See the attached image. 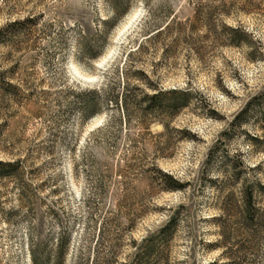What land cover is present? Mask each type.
Wrapping results in <instances>:
<instances>
[{
	"label": "rangeland",
	"instance_id": "1",
	"mask_svg": "<svg viewBox=\"0 0 264 264\" xmlns=\"http://www.w3.org/2000/svg\"><path fill=\"white\" fill-rule=\"evenodd\" d=\"M111 1L0 0V161H19L0 176V264H31L30 247L55 264L59 238V264H142L172 216L144 264H264V0ZM106 82L191 95L164 127L103 102L82 118L63 91ZM152 163L183 188L148 184Z\"/></svg>",
	"mask_w": 264,
	"mask_h": 264
},
{
	"label": "trees",
	"instance_id": "2",
	"mask_svg": "<svg viewBox=\"0 0 264 264\" xmlns=\"http://www.w3.org/2000/svg\"><path fill=\"white\" fill-rule=\"evenodd\" d=\"M110 7L112 12L115 15L121 14L124 11V7H122V3L120 0H112L110 2ZM114 18L109 20H103V24H107L108 22L113 21ZM27 19H23L22 21H13L11 22V26H16L17 24H24ZM160 27V25L156 26L157 29ZM5 28V27H4ZM167 28V24L164 25V27L161 29ZM232 33L231 43H236V37L243 36L237 28H227ZM12 30V31H11ZM161 30H157L154 32L155 34H158ZM8 31L11 33L14 32V28L11 29H0V35L1 32ZM2 32V33H3ZM90 46V45H89ZM88 44H82L81 46V53L85 54L86 57L95 58L97 56V51H93V48ZM129 52H127L125 55L127 56ZM132 75L136 77H144L143 71L136 68L135 70H132ZM139 79V78H138ZM2 84L5 86L3 87ZM113 83L106 82L104 84L99 85L96 88H80V87H74V89L67 87L63 91L73 94L75 97V101L78 102L79 105V113L81 114L82 118L87 117L89 115L98 113L101 111L100 103H104L105 106L114 107L115 109H119L121 111L128 110L129 108H133L134 110L137 109L138 113L142 116L139 119L142 121L144 125L147 124L148 121H159L162 126L165 127V124L163 120H159L158 115L161 112L171 111L174 112L178 110L180 107L187 104V102L190 99V90L187 89H167V90H161L160 87L156 85H152L149 82H143V87L140 88L138 85H132L131 87H127L123 85L120 90L116 91L114 90V87L112 86ZM0 86L1 91L5 92L7 91L8 87L12 88V85H10L8 82H3V80H0ZM148 89L149 91L145 90ZM134 92L138 93V96L134 94ZM107 101V102H106ZM140 111V112H139ZM138 114V115H139ZM113 118V116H112ZM103 125V124H102ZM19 163L18 160L13 161H0V176L10 175V169L11 167H15ZM144 171V170H143ZM149 173L148 174V184L152 185L153 187H156L159 191H171V190H181L184 186L183 183H181L178 179L174 178L172 175L168 174L167 172H164L161 170L155 163L150 164L148 167H146L145 171ZM246 202L244 205V219L247 220V222L254 221L255 214L257 213L256 208L253 205V202L251 201V196L248 194L246 196ZM146 206V205H145ZM145 208H141L139 210L142 213H144L146 210ZM261 217V216H260ZM174 218L173 216L170 217L162 226L158 228V230L155 233H150L146 237L141 239V253L142 256H144L145 261H142V264H144L147 260V258H150V256H158L159 253H162L159 251L156 246H163L166 242L168 237L170 236L173 224H174ZM262 221V217H261ZM250 224V223H249ZM255 224V223H254ZM258 226L262 224V222H257ZM250 227L253 226L252 224L249 225ZM247 228H250V227ZM155 247L154 249L152 247ZM64 247V241H62L61 238L58 240V247L55 253L54 261L55 264H59V259L62 256V251ZM29 256H30V262L31 264H44L46 260L44 261V257H42V254L35 253V248L30 247L29 248ZM138 253V252H137ZM39 255L43 258H40ZM159 259V258H158ZM215 264V263H212Z\"/></svg>",
	"mask_w": 264,
	"mask_h": 264
}]
</instances>
